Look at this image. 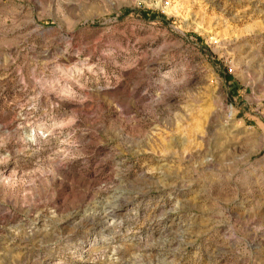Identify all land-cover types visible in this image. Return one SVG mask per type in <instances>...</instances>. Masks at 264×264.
<instances>
[{
    "label": "rangeland",
    "instance_id": "rangeland-1",
    "mask_svg": "<svg viewBox=\"0 0 264 264\" xmlns=\"http://www.w3.org/2000/svg\"><path fill=\"white\" fill-rule=\"evenodd\" d=\"M0 264H264V0H0Z\"/></svg>",
    "mask_w": 264,
    "mask_h": 264
},
{
    "label": "bare ground",
    "instance_id": "bare-ground-1",
    "mask_svg": "<svg viewBox=\"0 0 264 264\" xmlns=\"http://www.w3.org/2000/svg\"><path fill=\"white\" fill-rule=\"evenodd\" d=\"M111 214H112V219H113V218L115 217L113 211L111 212ZM113 222H114V221H113ZM111 223H112V222H111Z\"/></svg>",
    "mask_w": 264,
    "mask_h": 264
}]
</instances>
